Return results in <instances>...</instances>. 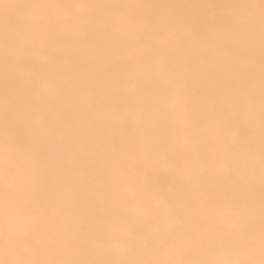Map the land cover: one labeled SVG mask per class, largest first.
Masks as SVG:
<instances>
[{"label": "bare ground", "instance_id": "6f19581e", "mask_svg": "<svg viewBox=\"0 0 264 264\" xmlns=\"http://www.w3.org/2000/svg\"><path fill=\"white\" fill-rule=\"evenodd\" d=\"M260 53V0H0V168L6 109L57 129L47 183L0 177V259L12 233L31 259H234L196 235L224 193L259 228ZM240 112L246 136L224 125Z\"/></svg>", "mask_w": 264, "mask_h": 264}, {"label": "snow or ice", "instance_id": "6c2138e0", "mask_svg": "<svg viewBox=\"0 0 264 264\" xmlns=\"http://www.w3.org/2000/svg\"><path fill=\"white\" fill-rule=\"evenodd\" d=\"M38 8L64 7L72 8L73 5H35ZM80 7H85L81 5ZM105 7H123L120 5H106ZM261 7V144H260V214L259 228L249 216L245 218L242 206L233 202L229 194L224 193L221 203L227 206L226 211H217L215 206L210 207L206 219V228L197 233V242L207 248L227 249L234 259L227 261L196 260V259H89V260H40L25 258L32 247V241L27 234L20 238L12 233L7 238L5 255L14 254L15 258L0 259V264H264V0H260ZM46 22L48 21L45 18ZM131 23V21H129ZM160 70H167L165 59L160 61ZM190 102L186 98L180 101V107L185 111ZM243 112L233 113L225 117V127H236L242 136L247 135L243 124ZM55 129L45 114L38 111L35 116L26 121L20 120L11 110L6 109L3 124L4 148L2 153V168L0 177L4 182L5 192L10 197L24 195L34 191L37 185L48 182L47 168L41 163V150L55 135ZM22 141V143L18 142ZM221 171H232L231 165L224 162ZM245 186L242 185L243 190ZM248 187H251L250 185ZM67 191H71L68 189ZM130 199L136 198V190L132 187L126 189ZM131 212V209H129ZM129 222L134 221L130 214L125 217ZM124 247L131 246L132 241L121 240ZM163 241L146 238L148 246H159ZM169 243L173 246L179 241L172 237ZM259 251V260L253 254ZM181 255L185 250L179 249Z\"/></svg>", "mask_w": 264, "mask_h": 264}]
</instances>
